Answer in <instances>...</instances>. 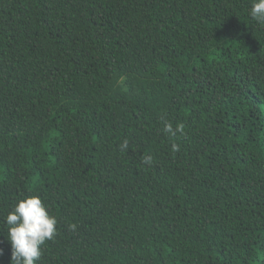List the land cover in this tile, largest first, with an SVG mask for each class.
<instances>
[{"label": "trees", "instance_id": "obj_1", "mask_svg": "<svg viewBox=\"0 0 264 264\" xmlns=\"http://www.w3.org/2000/svg\"><path fill=\"white\" fill-rule=\"evenodd\" d=\"M252 3L0 0V264L31 195L58 220L36 264H264Z\"/></svg>", "mask_w": 264, "mask_h": 264}, {"label": "clouds", "instance_id": "obj_2", "mask_svg": "<svg viewBox=\"0 0 264 264\" xmlns=\"http://www.w3.org/2000/svg\"><path fill=\"white\" fill-rule=\"evenodd\" d=\"M249 15L264 24V0H253ZM182 125L173 129L165 123L164 130L172 135L182 130ZM172 150L178 151V145ZM150 159V158H148ZM7 225V240L11 245L10 264H36L42 256V246L57 234V218L50 214L39 195H31L17 200L4 217ZM75 230V224L70 226Z\"/></svg>", "mask_w": 264, "mask_h": 264}]
</instances>
